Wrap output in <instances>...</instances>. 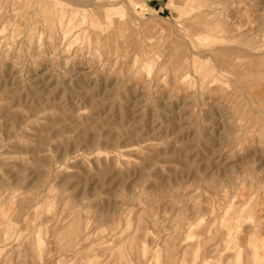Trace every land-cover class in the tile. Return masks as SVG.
<instances>
[{
    "label": "rangeland",
    "instance_id": "obj_1",
    "mask_svg": "<svg viewBox=\"0 0 264 264\" xmlns=\"http://www.w3.org/2000/svg\"><path fill=\"white\" fill-rule=\"evenodd\" d=\"M0 264H264V0H0Z\"/></svg>",
    "mask_w": 264,
    "mask_h": 264
},
{
    "label": "bare ground",
    "instance_id": "obj_2",
    "mask_svg": "<svg viewBox=\"0 0 264 264\" xmlns=\"http://www.w3.org/2000/svg\"><path fill=\"white\" fill-rule=\"evenodd\" d=\"M102 17V19H103V16H101ZM111 18V17H110ZM108 20V19H107ZM118 26V25H117Z\"/></svg>",
    "mask_w": 264,
    "mask_h": 264
}]
</instances>
